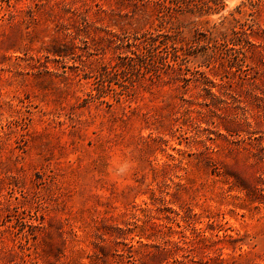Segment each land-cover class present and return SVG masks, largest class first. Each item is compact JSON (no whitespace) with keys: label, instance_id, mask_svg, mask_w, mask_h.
I'll list each match as a JSON object with an SVG mask.
<instances>
[{"label":"rangeland","instance_id":"obj_1","mask_svg":"<svg viewBox=\"0 0 264 264\" xmlns=\"http://www.w3.org/2000/svg\"><path fill=\"white\" fill-rule=\"evenodd\" d=\"M0 264H264V0H0Z\"/></svg>","mask_w":264,"mask_h":264},{"label":"trees","instance_id":"obj_2","mask_svg":"<svg viewBox=\"0 0 264 264\" xmlns=\"http://www.w3.org/2000/svg\"><path fill=\"white\" fill-rule=\"evenodd\" d=\"M214 2L215 5H217V8L220 9L223 7V0H209V2ZM208 2H205L207 4ZM254 5V4H253ZM204 6V5H203Z\"/></svg>","mask_w":264,"mask_h":264}]
</instances>
